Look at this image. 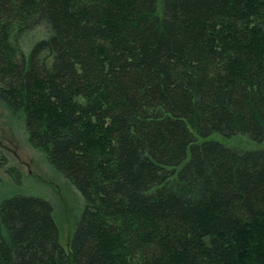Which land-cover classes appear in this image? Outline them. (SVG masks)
I'll use <instances>...</instances> for the list:
<instances>
[{"label": "trees", "instance_id": "1", "mask_svg": "<svg viewBox=\"0 0 264 264\" xmlns=\"http://www.w3.org/2000/svg\"><path fill=\"white\" fill-rule=\"evenodd\" d=\"M0 104L85 200L66 250L3 199L0 264H264V0H0Z\"/></svg>", "mask_w": 264, "mask_h": 264}, {"label": "rangeland", "instance_id": "2", "mask_svg": "<svg viewBox=\"0 0 264 264\" xmlns=\"http://www.w3.org/2000/svg\"><path fill=\"white\" fill-rule=\"evenodd\" d=\"M46 32L42 26L29 31L22 41L24 50L28 52L35 41L47 35ZM21 124L22 121L0 104V202L17 193L50 200L61 242L66 250H70L73 233L84 209V197L71 180L53 166L44 151L31 144ZM215 138L235 148L258 146L243 135H215Z\"/></svg>", "mask_w": 264, "mask_h": 264}]
</instances>
